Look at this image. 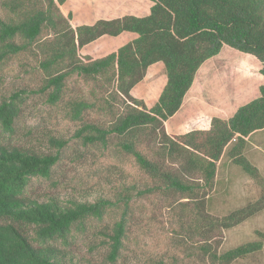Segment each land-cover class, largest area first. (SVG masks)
<instances>
[{
	"label": "trees",
	"instance_id": "1",
	"mask_svg": "<svg viewBox=\"0 0 264 264\" xmlns=\"http://www.w3.org/2000/svg\"><path fill=\"white\" fill-rule=\"evenodd\" d=\"M141 2L134 13L122 10L120 16L79 25L87 9L74 0H0V71L13 58L31 55L43 76L37 90L0 97V264H91L89 257L100 247L106 250L103 263L116 264L132 244L136 216L149 219L131 204L134 192L138 198L163 193L169 217L188 220L178 221L182 233L176 227L167 232L198 245L179 259L153 256L151 264H185L191 258L195 264L199 256L202 264H231L264 253V234L258 232L259 241L218 253L223 231L264 210V176L244 157L249 136L264 130V84L255 99L227 119L213 117L206 130L172 135L165 129L176 114L181 120L200 117L195 105L181 109L182 103L197 71L222 47L253 57L264 77V0ZM109 43V51L101 53ZM156 64L162 65L165 83L146 108L131 91ZM33 94H47L48 108L75 124L72 138L84 147L98 156L112 149L132 159L141 173L140 188L132 182L117 192L115 183L114 201L103 196L68 207L54 199L31 200V182L52 178L70 142L51 137L53 150L43 154L5 139L16 129L21 104ZM223 155L260 189V197L214 217L205 200ZM158 222L150 218L146 228ZM89 231L102 239L77 256L71 248Z\"/></svg>",
	"mask_w": 264,
	"mask_h": 264
},
{
	"label": "rangeland",
	"instance_id": "2",
	"mask_svg": "<svg viewBox=\"0 0 264 264\" xmlns=\"http://www.w3.org/2000/svg\"><path fill=\"white\" fill-rule=\"evenodd\" d=\"M74 2L78 6L83 5L89 14L86 19H80L82 23H90L98 18L120 16L122 10L126 13H134V9L143 6L141 0H74ZM33 57L29 55L21 59L13 58L5 63L6 65L0 71V97L8 96L16 89H24L26 94L29 90H37L42 83L43 76L38 69L35 70L37 63ZM258 70L259 63L253 57L228 47H222L217 56L206 61L200 73H196L198 75L194 77L190 93L188 92V96L183 100L189 104V96L193 93L197 94L193 103L201 108L203 117L196 121V124H200L196 127L207 126L211 117L222 115L220 108L218 112L207 106L213 107L216 102L217 105L214 106L222 105L231 109L242 100L240 98L244 96V93L240 91L241 89H246L247 86L253 88L263 83L264 77L259 75ZM164 83L165 75L162 65L156 64L147 69L146 77L135 86L131 95L141 99L145 107L150 108L157 100ZM199 84L203 86L201 90L197 88ZM46 98L47 94L29 95V98L21 104L22 106L20 105L21 110L14 133L4 134L5 139L11 144L43 154L53 150L48 142L51 137L70 140L62 152L61 162L55 168L52 178L33 180L29 185L27 195L31 200L44 202L54 199L59 204L68 207L73 202L89 203L103 196H108L111 201H114V194L119 192L122 186L130 185L132 182H136L137 187L140 188L141 173L132 159L120 157L112 149L104 153V156H98L93 148L84 147L72 138L76 129L75 124L65 120L62 114L57 116L55 110L49 109L45 102ZM224 99L227 102H223ZM219 101L221 104L218 103ZM165 128L171 134H182L183 131H188L189 124H184L179 114H176L168 120ZM252 146L264 150V131H258L252 137V142L244 154L250 163H257L258 151L252 150ZM113 185L117 188V192L111 189ZM259 197L260 189L238 167L229 163L223 155L217 165L214 187L205 200V210L211 216L223 217L248 203L255 202ZM130 201L131 204L134 203L137 211L141 213L142 210L147 211L149 219L144 217L141 219V214L136 216V220H140L139 226L134 227L132 232L134 238L132 244L116 264H151L153 256L154 258L164 256L169 261L170 256L179 259L188 253L197 251V244L186 240L185 237L178 239L173 233L167 232L169 228L176 227L179 233H182L183 229L178 228V221L183 220L188 223V220H185V215L184 218L169 217L166 196L163 193L156 192L150 197L138 198L134 192ZM153 217L159 222L146 228L150 224V218ZM253 217L234 228L223 231L222 241L218 248L219 254L245 243L260 240L256 233L264 234V214ZM110 219L106 218V222ZM93 233L94 231L86 233L85 239L77 237L79 245L71 248L77 256L80 253L89 252L88 248L102 239V236ZM82 240H84L83 243ZM179 241L182 245H179ZM99 249L94 250L91 257L87 256L91 264H104L101 252L104 254L106 250L103 247ZM149 260L151 262H148ZM185 264H194L193 259L186 260ZM195 264H202L200 256Z\"/></svg>",
	"mask_w": 264,
	"mask_h": 264
},
{
	"label": "crops",
	"instance_id": "3",
	"mask_svg": "<svg viewBox=\"0 0 264 264\" xmlns=\"http://www.w3.org/2000/svg\"><path fill=\"white\" fill-rule=\"evenodd\" d=\"M78 13V11L77 10H75L74 11V16L76 15ZM87 14H83V16H81L80 18H79V25L80 24H92V23H94V21L95 20H92V22H90V23H82L81 22V20L80 19H86L88 16H86ZM108 18V17H107ZM109 49H110V43L109 44H106L103 48H101V53L102 52H105L104 54H106L108 51H109ZM204 65V64H203ZM202 65V66H203ZM201 66V67H202ZM152 67V66H151ZM201 67H200V69H201ZM259 68H260V66H259ZM200 69L197 71V73H200ZM259 71V70H258ZM196 75H198V74H196ZM195 75V76H196ZM145 77H146V75H145ZM194 83V82H193ZM264 84V82L263 83H259L258 85H255V87H253V88H248V86L246 87V89H241L240 91H242L243 93H244V96H242L241 98H240V100L241 101H239V103L237 104V105H235V107H233V108H231V109H227V108H225V107H223L222 105H220V106H214V105H217L216 104V102H215V104L213 105V107L212 106H207V107H209V108H212V109H214V110H217L218 112H219V108L222 110V112H221V114L222 115H220V116H217L218 118H222V119H227V118H229L235 111H236V109L238 108V107H240V106H242V105H244V104H246L247 102H249V101H251V100H253V99H255L257 96H258V88H259V86H261V85H263ZM239 86H240V84H239ZM203 86L201 85V84H199L198 86H197V88H199V90H201V88H202ZM189 93H190V90L188 91ZM188 92H187V94L185 95V97L184 98H186L187 96H188ZM196 93H193L192 95H190L189 96V104L188 103H185V102H183L182 103V107H181V109H184L185 107H187V106H189V105H195L196 107H197V110H198V112H200V115L202 114V111H201V108L197 105V104H195V103H193L194 101H195V99H196ZM243 95V94H242ZM139 100H141V99H139ZM224 101H226V99H224L223 100V102ZM156 102V101H155ZM154 102V103H155ZM227 102V101H226ZM153 103V104H154ZM219 104H221L220 103V101L218 102ZM152 104V105H153ZM201 118L203 117V114H202V116H200ZM200 117H198V118H195V119H185V120H181L184 124H189V129H188V131H183V133H187V132H189V131H193V130H206L207 128H208V126H209V122H210V120L213 118V117H211L210 119H209V121H208V123H207V126L205 125H202V128H200V127H196V126H198V125H200V124H196V121H198V120H200L201 118ZM171 119V118H170ZM169 119V120H170ZM168 122V121H167ZM166 122V123H167ZM198 123V122H197ZM166 125V124H165ZM166 129V128H165ZM262 131H264V130H262ZM166 132H167V130H166ZM168 134H171V133H169V132H167ZM177 133H179V131H177ZM182 133V134H183ZM258 132H255V133H253V134H251L250 136H249V138H248V141H247V146H246V149H248V147H249V145H250V143L252 142V137H254L256 134H257ZM172 135H177V134H172ZM245 149V150H246ZM252 150H255V151H258V156H257V158H258V161H257V163L255 162V163H252V164H254V166H257L258 167V170L261 172V174H263L264 175V150H261L260 148H258L257 146H252ZM244 154H245V152H244ZM264 214V211L263 212H261L260 214H258V215H256V216H254V217H258V216H261V215H263ZM253 217V218H254ZM231 264H264V253H262V252H256V253H253V254H250V255H248L247 257H245V258H243V259H240V260H237V261H235V262H233V263H231Z\"/></svg>",
	"mask_w": 264,
	"mask_h": 264
}]
</instances>
